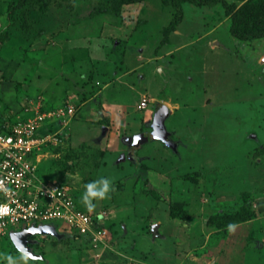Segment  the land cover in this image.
Listing matches in <instances>:
<instances>
[{"label": "rangeland", "instance_id": "rangeland-1", "mask_svg": "<svg viewBox=\"0 0 264 264\" xmlns=\"http://www.w3.org/2000/svg\"><path fill=\"white\" fill-rule=\"evenodd\" d=\"M15 2L0 0V117L72 106L47 121L58 131L31 154L36 176L102 214L109 236L95 245L53 220L66 234L33 236L42 260L7 233L0 264H264V37L230 31L264 0ZM155 102L173 147L138 140Z\"/></svg>", "mask_w": 264, "mask_h": 264}, {"label": "built area", "instance_id": "built-area-1", "mask_svg": "<svg viewBox=\"0 0 264 264\" xmlns=\"http://www.w3.org/2000/svg\"><path fill=\"white\" fill-rule=\"evenodd\" d=\"M40 103V102H39ZM148 101L143 98L139 107L146 108ZM39 104L27 119L0 127V203L8 204V212L0 213V236L12 235L32 226L53 225L51 221H63L65 226L76 231L93 244H107L109 233L101 217L86 212L75 203L69 188L55 181L43 182L36 176V165L31 154L39 150L55 135H38L47 121L67 118L72 115L70 105L56 110H43ZM19 225V229H14ZM65 228V227H64Z\"/></svg>", "mask_w": 264, "mask_h": 264}, {"label": "water", "instance_id": "water-1", "mask_svg": "<svg viewBox=\"0 0 264 264\" xmlns=\"http://www.w3.org/2000/svg\"><path fill=\"white\" fill-rule=\"evenodd\" d=\"M170 109L164 103L155 102L154 103V112L151 122L152 130L149 132H144L139 134L138 140L141 142H147L150 140H160L164 142L167 146L173 147L174 144L168 138V132L166 130L165 121L170 116ZM125 144L128 146L131 145L133 141V137H125L123 139ZM120 159H125L124 154L121 155ZM35 234L40 235H51L58 239L65 237L64 233H59L55 226L47 224V225H39L32 226L30 228L23 229L18 232L12 233V238L14 240L16 248L23 254L26 249L27 252H30L32 255L28 256V258L33 260H41L43 256L41 254H37L34 252L33 248L30 244L33 242L28 239V237L33 236Z\"/></svg>", "mask_w": 264, "mask_h": 264}, {"label": "trees", "instance_id": "trees-1", "mask_svg": "<svg viewBox=\"0 0 264 264\" xmlns=\"http://www.w3.org/2000/svg\"><path fill=\"white\" fill-rule=\"evenodd\" d=\"M35 1H37V0H17V2H15L14 5L11 6V9L17 10V8L24 6L25 3L34 4ZM140 1L141 0H117V3H119V4H130V3L140 2ZM162 1L166 2L168 0H162ZM10 15H11V13H10ZM242 28H243L242 21L240 20V18H237L236 14H233L232 15V24L230 27V31H231L233 36H235L236 38H239V39H250V38L255 39V38L264 37V10L261 11L260 13H258V15L256 16L251 28H244L243 30H242ZM50 108L55 109V108L51 107V105L48 106L46 104H45V106H43L42 109L46 110V111L52 110ZM31 116H29V117H31ZM8 120L9 119L5 120V119L0 117V127L6 129L8 125H11V124H14L17 122V121L14 122L13 120H9V121ZM52 126L53 125L50 126L47 122L44 123V125L38 131V135L39 134L40 135L50 134L56 130L58 131V129H56L55 127L53 128Z\"/></svg>", "mask_w": 264, "mask_h": 264}, {"label": "clouds", "instance_id": "clouds-1", "mask_svg": "<svg viewBox=\"0 0 264 264\" xmlns=\"http://www.w3.org/2000/svg\"><path fill=\"white\" fill-rule=\"evenodd\" d=\"M109 186V182L107 179H104L103 181V189H99L97 187V182L93 181V182H89L87 185H86V188H87V192L89 193V195L91 196H95V195H101L103 196L104 195V191L107 190ZM85 201H87V208L89 209V211L93 210L96 205L92 204L88 197H84ZM8 204L7 203H0V213H6L8 212ZM99 216H102V214H98ZM235 227L234 224L230 223L228 225V228L229 229H233ZM32 254H30L29 252H27V250L25 249L24 250V253H23V256L21 258H26L28 256H31ZM9 264H13L14 262V257H11L9 256Z\"/></svg>", "mask_w": 264, "mask_h": 264}, {"label": "flooded vegetation", "instance_id": "flooded-vegetation-1", "mask_svg": "<svg viewBox=\"0 0 264 264\" xmlns=\"http://www.w3.org/2000/svg\"><path fill=\"white\" fill-rule=\"evenodd\" d=\"M33 236H34V235H33ZM33 236L28 237L29 240L33 241V242L30 244V246H31L32 248H33V246L35 245V240H34ZM33 250H34V248H33Z\"/></svg>", "mask_w": 264, "mask_h": 264}, {"label": "snow or ice", "instance_id": "snow-or-ice-1", "mask_svg": "<svg viewBox=\"0 0 264 264\" xmlns=\"http://www.w3.org/2000/svg\"><path fill=\"white\" fill-rule=\"evenodd\" d=\"M30 253V252H29ZM31 254V253H30Z\"/></svg>", "mask_w": 264, "mask_h": 264}, {"label": "crops", "instance_id": "crops-1", "mask_svg": "<svg viewBox=\"0 0 264 264\" xmlns=\"http://www.w3.org/2000/svg\"><path fill=\"white\" fill-rule=\"evenodd\" d=\"M42 260V259H41Z\"/></svg>", "mask_w": 264, "mask_h": 264}]
</instances>
